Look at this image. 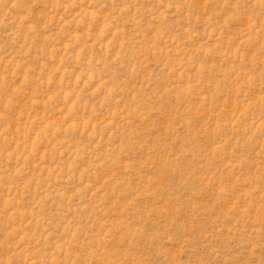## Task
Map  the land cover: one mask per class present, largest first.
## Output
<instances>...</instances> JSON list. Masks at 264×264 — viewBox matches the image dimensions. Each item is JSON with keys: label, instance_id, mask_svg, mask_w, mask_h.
Here are the masks:
<instances>
[{"label": "rangeland", "instance_id": "1", "mask_svg": "<svg viewBox=\"0 0 264 264\" xmlns=\"http://www.w3.org/2000/svg\"><path fill=\"white\" fill-rule=\"evenodd\" d=\"M0 264H264V0H0Z\"/></svg>", "mask_w": 264, "mask_h": 264}]
</instances>
